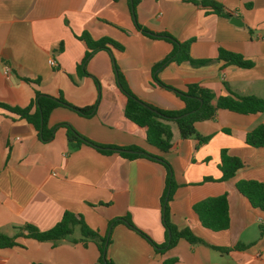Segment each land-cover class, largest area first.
I'll list each match as a JSON object with an SVG mask.
<instances>
[{
  "label": "crops",
  "instance_id": "obj_1",
  "mask_svg": "<svg viewBox=\"0 0 264 264\" xmlns=\"http://www.w3.org/2000/svg\"><path fill=\"white\" fill-rule=\"evenodd\" d=\"M216 1L243 24L234 25L231 18L191 0L138 1L137 23L154 33L168 32L179 42L189 41L192 59L209 60L205 64L172 60L156 77L180 91L198 84L216 96L228 94L229 89L264 102V0ZM83 35L91 40L108 37L123 49L109 44V51H92L84 65L86 74H80L78 65L91 52ZM172 49L171 42L135 27L128 0H0V101L26 107L38 91L61 96L77 107L96 104L90 117L64 106L54 108L47 125L56 129L48 142L40 140L26 119L0 109V234L13 239L12 245L0 246V264H100L96 240L72 239L81 237L78 227L57 240L26 235L25 225L48 230L65 211L81 215L100 235L106 233L110 220L127 216L156 244L166 240L160 203L163 165L143 157L103 154L87 145L74 147L65 129L58 127L62 122L94 142L135 145L165 159L177 185L168 202L169 221L203 240L191 243L180 238L173 247L157 251L136 231L118 223L107 247L114 264L167 260L171 264H264V211L236 189L240 180L264 184V147L245 143L246 133L264 123V108L254 114L217 109L213 118L195 123L205 140L181 138L177 127H171L173 147L167 152L150 145L146 129L124 116L126 97L118 87L112 57L135 96L159 108L178 110L184 107L181 98L153 77L156 63ZM219 49L241 55L253 65H224ZM223 149L243 162L226 180H220ZM224 193L229 227L218 231L203 227L193 204ZM236 245L242 248H233ZM214 246L233 249L224 252Z\"/></svg>",
  "mask_w": 264,
  "mask_h": 264
},
{
  "label": "trees",
  "instance_id": "obj_2",
  "mask_svg": "<svg viewBox=\"0 0 264 264\" xmlns=\"http://www.w3.org/2000/svg\"><path fill=\"white\" fill-rule=\"evenodd\" d=\"M138 1L139 0H128L129 11L135 27L145 35L162 38L173 44L172 51L154 66V80L161 87L173 91L184 103L182 109H163L139 99L128 87L124 76L118 71L114 58L112 57V64L118 87L126 97L124 116L139 127L146 129V139L150 145L163 152H167L173 147L171 123L176 125L181 138L196 137L205 140V137H201L196 131L195 123L213 118L217 109H227L239 114H254L263 111L264 102L262 98L256 95L240 96L227 89L228 94L216 96L210 89L198 84H189L185 91H180L158 80L156 77L157 71L172 60H186L192 64H205L209 62V60L192 59L188 51L190 44L189 41L179 42L168 32L154 33L137 23L136 5ZM191 2L209 8L212 13L217 15L227 18L232 17V13L216 0H191ZM82 38L86 40L88 46L90 44L89 47L91 48V52H86L85 57L80 65H78V71L80 74H86L84 65L92 51L100 49H106L109 51V48L107 47L109 44L119 50L123 49L122 45H119L108 37L91 40L87 35H83ZM218 58L224 61V65L233 64L239 67H251L253 65L252 61L245 60L241 55L224 49H219ZM24 80L29 81L27 78H24ZM58 106L70 108L84 117L92 116L96 108V104L87 107H77L67 102L61 96L54 97L38 91L35 92L34 98L26 107H13L0 101V109L12 115L24 118L33 124L42 142H48L54 136L56 127H48L47 124L51 111ZM58 127H63L65 129L66 138L74 147L87 145L103 154L117 153L119 156L128 159L143 157L163 165L166 171L165 187L160 197V203L162 226L165 230L166 240L161 245L156 244L146 233L136 227L127 216L110 220L108 222L106 233L100 235L98 231L90 229L85 224L81 215L74 214L70 211H65L61 219L52 228L45 231H38L31 225H25L24 229L27 230V236L40 241L57 240L72 235L74 229L78 227L81 237L78 239H72L82 241L83 243H85L86 239L96 240L100 252L98 257V262H100V264H114L107 256V247L111 240V230L113 226L118 223H122L128 228L136 231L157 251H163L173 247L180 238H184L191 243L203 242L201 237L194 234L189 228L178 229L169 221L168 202L172 198L177 185L173 178L171 166L165 159L157 157L135 145L119 147L116 145L94 142L82 136L68 123H59ZM245 143L253 147H264V123L258 124L246 133ZM119 149L132 150L134 152H127ZM242 166L243 162L239 157L230 155L225 149H223L220 153L219 163V169L221 171L220 180L231 178ZM206 180H211V178H206ZM236 189L248 199L253 207L264 211V184L262 182L253 179L240 180L236 183ZM192 210L197 215L200 224L205 228L218 231L229 227L228 195L226 193L204 198L194 203ZM12 244V237L0 234V246H10ZM214 248L226 252L233 248H242V246L236 245L233 248L214 246ZM171 263L172 260H167L163 264Z\"/></svg>",
  "mask_w": 264,
  "mask_h": 264
},
{
  "label": "water",
  "instance_id": "obj_3",
  "mask_svg": "<svg viewBox=\"0 0 264 264\" xmlns=\"http://www.w3.org/2000/svg\"><path fill=\"white\" fill-rule=\"evenodd\" d=\"M230 22L233 23L234 25H238V26L243 24L242 20L238 17H235V16L231 17ZM119 150L127 151V152H134L132 150H124V149H119Z\"/></svg>",
  "mask_w": 264,
  "mask_h": 264
},
{
  "label": "built area",
  "instance_id": "obj_4",
  "mask_svg": "<svg viewBox=\"0 0 264 264\" xmlns=\"http://www.w3.org/2000/svg\"><path fill=\"white\" fill-rule=\"evenodd\" d=\"M49 63L51 65H54L55 64V62L52 59L49 60ZM4 74L5 75H8L9 74V68L7 66H4ZM17 139H19V138H17Z\"/></svg>",
  "mask_w": 264,
  "mask_h": 264
},
{
  "label": "rangeland",
  "instance_id": "obj_5",
  "mask_svg": "<svg viewBox=\"0 0 264 264\" xmlns=\"http://www.w3.org/2000/svg\"><path fill=\"white\" fill-rule=\"evenodd\" d=\"M171 127L175 130L176 129V125L174 123H171Z\"/></svg>",
  "mask_w": 264,
  "mask_h": 264
}]
</instances>
